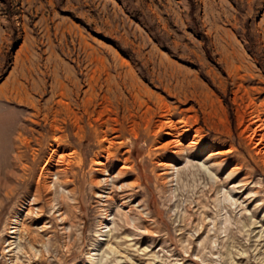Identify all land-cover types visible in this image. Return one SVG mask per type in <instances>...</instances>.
<instances>
[{
  "label": "rangeland",
  "instance_id": "rangeland-1",
  "mask_svg": "<svg viewBox=\"0 0 264 264\" xmlns=\"http://www.w3.org/2000/svg\"><path fill=\"white\" fill-rule=\"evenodd\" d=\"M254 115L264 0H0V264H264Z\"/></svg>",
  "mask_w": 264,
  "mask_h": 264
},
{
  "label": "bare ground",
  "instance_id": "bare-ground-1",
  "mask_svg": "<svg viewBox=\"0 0 264 264\" xmlns=\"http://www.w3.org/2000/svg\"><path fill=\"white\" fill-rule=\"evenodd\" d=\"M163 117H164V120L162 122H160L159 125H158V132L159 131H163L164 134L169 138V140L164 143L163 147L164 146H169L172 149L173 153H175L178 156H183L185 151H187L193 145L198 143V138L194 134L193 137H192V140H188V142L185 143V140H186V137H187V129L185 127L186 123L184 121H182V120L175 121V120L172 119V116L168 115V114L164 115ZM244 130H245V132L247 134V138L253 144V147L255 148L256 154L260 155V157L264 161V120L260 119L258 115H254L253 118H250L247 121V124L245 125ZM225 152H227V151H222V150H219V149L217 150V149L211 148L208 151L207 160L211 159V161H213V163H214L213 165H215V164L220 165L222 161H220V162L218 161L217 162V160H218L219 156H223V154ZM60 158H62L61 155L58 157V159H60ZM237 169H238V167L234 168V170H232L231 172L233 173ZM47 171H49V169ZM42 187H43L44 190H47L50 187V183L43 182L42 183ZM39 190L40 189L38 187V191ZM228 193H230V192L228 191ZM29 212H30V208L28 206L24 207L23 209H21L16 214V216L14 217L12 225L10 227L9 233L11 234V241L9 240V244L8 245H10V248H8V250H7V251H10V254H11V259H10L11 263L10 264H29V263H25L24 260H19L18 257H17L18 254H16V252L13 250L14 247H12V245L15 244V240H16L15 238L17 237L16 234L19 231L20 215H22L21 213H24V215H25V214H28ZM38 212L40 214V212H42V210L40 209V210H38ZM57 212H58L57 213L58 221L60 223H63L64 222V217H63L62 212H60L59 210H57ZM46 228H47V225H46L45 222H43L41 224V231L46 230ZM98 239H100V237H98ZM24 253L26 254L27 251H24ZM32 255L34 256V258L37 257L36 256V250L32 251ZM93 255H95V253L91 254V256H93ZM29 258H30V256H29Z\"/></svg>",
  "mask_w": 264,
  "mask_h": 264
}]
</instances>
